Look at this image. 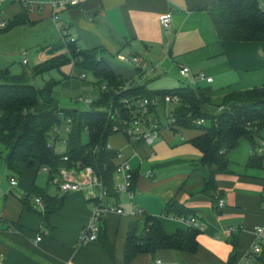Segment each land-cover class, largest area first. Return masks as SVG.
<instances>
[{
	"label": "crops",
	"instance_id": "crops-1",
	"mask_svg": "<svg viewBox=\"0 0 264 264\" xmlns=\"http://www.w3.org/2000/svg\"><path fill=\"white\" fill-rule=\"evenodd\" d=\"M60 1L0 0V70L31 72L56 58H70L71 41L82 49H99L98 56L128 84H154L155 88L163 76L165 81L171 79L182 66L190 68L192 75L186 79L192 84L196 80V84L211 86L217 92L229 86L264 84V43L220 40L204 8L214 0H80L77 5L56 6ZM168 12H172L173 22L165 29L159 17ZM20 14L25 15V22L8 28L10 20ZM120 53L140 56L147 63L145 70L137 71L136 65L120 61ZM74 70L71 61L33 80L43 87L55 81H46L45 76L56 72L68 78ZM202 73L213 80L198 79ZM161 111L165 110L159 111L160 117ZM166 130L152 145L132 144L122 134L110 138V147L122 153V160H127L134 171L132 202L143 211L135 216L112 211L104 214L107 234L115 247L114 260L99 241L77 246L94 210L85 194L62 193L38 163H20L17 171H11L6 164L7 149L0 143V264H124L132 221L142 225L148 214L158 218L169 234L190 230L186 222L164 215L173 199L194 211L204 223L198 250L141 253L132 264H263L264 250L248 254L256 243L255 229L264 228V170L247 166L254 153L252 141L249 139L251 145L242 138L228 153L230 172L217 175L218 192L226 202L221 208L204 192L202 152L190 142L199 130ZM260 137L264 138V131ZM12 176L18 178L15 186L10 184ZM34 186L62 199L61 209L46 219V204L43 209L37 207L35 196L25 203ZM120 204L129 210L131 200L123 196ZM231 227L238 236L236 250L228 232Z\"/></svg>",
	"mask_w": 264,
	"mask_h": 264
},
{
	"label": "trees",
	"instance_id": "trees-1",
	"mask_svg": "<svg viewBox=\"0 0 264 264\" xmlns=\"http://www.w3.org/2000/svg\"><path fill=\"white\" fill-rule=\"evenodd\" d=\"M204 8L209 12L220 40L264 43V0H214ZM25 19L24 14L16 16L10 20L8 28L24 23ZM68 43L70 58H56L35 67L31 72L25 69L15 74L9 68L0 70V143L7 149L6 164L11 171H17L20 163H38L40 169L49 168L51 180L62 167L92 166L109 188L110 195H115V172L120 161L118 151L109 149L108 145L110 138L117 134L114 128L119 122L110 115V110H120L129 118V109L123 103L125 99L156 98L159 103L150 110L163 125L159 111L168 106L165 101L167 95H176L179 99L170 104L173 108L164 129L168 127L176 133L199 130V134L190 142L202 152L201 164L206 170L204 192L212 198L216 207L223 199L222 193L218 192L217 175L230 172L228 153L239 145L242 138L250 139L254 145L248 168L264 170V146L256 141L264 131V84L252 88L229 86L217 92L211 86L198 84L150 90L147 83L131 82L125 89L122 87L128 84L127 80L118 75L106 59L98 56L99 49L86 50L76 42ZM71 61L75 63L76 70L92 73L97 84L102 85L100 99L91 104L90 110L61 108L52 95L53 87L57 84L55 81L43 87L32 82V77L59 69ZM137 71L142 69L137 68ZM60 113L73 120L65 151L68 161L63 159V153H57L50 145V135L62 121ZM200 119L206 123L198 125ZM84 131L88 133L87 143L81 139ZM135 180L134 174L133 190ZM31 196L42 197L46 204V219L63 205L62 199L51 197L36 186L23 201L26 203ZM115 196L120 203L121 198L117 194ZM164 215L185 219L196 217L194 211L176 199L166 205ZM201 233L202 230L191 227L189 231L179 229L169 234L158 218L146 214L142 225L137 221L130 223L124 264H132L141 253L154 254L160 249L195 253ZM231 235V243L236 250L238 236L236 233ZM97 241L114 260L115 247L108 237L106 221L101 225Z\"/></svg>",
	"mask_w": 264,
	"mask_h": 264
},
{
	"label": "built area",
	"instance_id": "built-area-1",
	"mask_svg": "<svg viewBox=\"0 0 264 264\" xmlns=\"http://www.w3.org/2000/svg\"><path fill=\"white\" fill-rule=\"evenodd\" d=\"M80 0H62L56 2V6H67V5H77ZM159 21L165 29H169L172 26L173 14L168 12L159 17ZM118 59L124 63L134 64L137 68L145 70L147 63L138 55H126L119 54ZM24 63L27 59L23 60ZM181 77L187 78L192 75V72L188 66H182L179 70ZM85 75H82L84 77ZM198 79H206L207 82H211L213 79L206 76L205 74H200L197 76ZM196 80L193 84H196ZM122 88H128L127 86ZM178 96L167 95L165 101L167 105L176 103L178 101ZM87 103L91 105L92 100L88 99ZM125 106L129 109V118L124 116L120 110H110V115L113 116L115 120L119 122L116 124L114 130L127 137L130 143L142 142L147 145H152L157 139L160 138L161 131L164 126L160 120L153 116L150 108L158 105L159 101L156 98H143L134 101H129L125 99L123 101ZM113 111V113H111ZM115 111V112H114ZM61 123L54 127L50 135V145L55 149L57 153L64 154L63 159L68 161V156L65 151L59 149L62 146H66L68 141L65 139L64 135L71 133L73 120L71 117H67L65 114L60 113ZM205 120L200 119L197 121L198 125H204ZM168 128V127H167ZM264 146V140L261 141ZM110 149V144L108 145ZM95 150H98L96 148ZM263 149H261L262 151ZM119 163L116 167L115 172V184L113 186L115 195L117 194L120 198L127 196L131 200V206L129 210H126L121 206L120 203L116 201L115 195H110L109 188L103 181L102 177L97 173V171L92 166H83L67 168L62 167L52 176L51 184L55 185L62 193L70 192H82L87 197L90 204L93 205L94 210L89 223L84 227L80 234L77 242V246L84 245L89 242L97 241L99 232L101 230V225L103 223L104 214L108 211L117 212L121 215H139L142 214L141 211L135 204H133L132 199L134 197L133 177L134 171L127 160H122V153L118 152L117 155ZM43 170L49 172L48 167H43ZM10 184L15 186L18 184V178L12 176L10 178ZM35 201L37 207L44 208V202L41 196H35ZM226 204L224 199L219 202V207H224ZM178 218V217H177ZM178 219L186 222L190 227L198 228L200 230L204 229V223L200 222L196 217ZM234 228L228 229L230 234L234 233ZM256 243L253 245L252 249L248 254H260L263 252L264 248V228L257 227L255 229ZM41 237H38V241ZM247 260L249 255L246 256ZM160 264V261H157ZM71 264V263H67Z\"/></svg>",
	"mask_w": 264,
	"mask_h": 264
},
{
	"label": "rangeland",
	"instance_id": "rangeland-1",
	"mask_svg": "<svg viewBox=\"0 0 264 264\" xmlns=\"http://www.w3.org/2000/svg\"><path fill=\"white\" fill-rule=\"evenodd\" d=\"M125 53L128 54L127 52H125ZM115 61L117 63H119L117 59H115ZM123 65H126V64H123ZM49 75H51V74H49ZM82 75H85V76L82 77ZM67 76H68V78H65L62 74H58L56 72L54 74H52L51 77H49L48 75L45 76L46 81L53 78V79H55V81L57 83L55 85V87H53L52 95L55 98L58 105L61 108L68 109V110H79V111L90 110L91 105H89L87 103V100L91 99L93 102H97L101 96L100 92H101L102 85L97 84V79L93 76L92 73L87 72V71H81V70L77 69L71 73V76L69 73ZM37 77H40V76H37ZM33 78L34 77H32V82L37 86V84H39V83H37V81H34ZM162 79H163V82H160V84L155 85V88H159L160 90H166V89L169 90V89L176 88L179 86L192 84L188 79L181 77V75L178 71H174V75L172 76L171 79H167L165 81L166 78L164 76L162 77ZM40 81L42 84H45L44 81H42V79H40ZM49 82H51V81H49ZM126 86L129 87V84H127ZM213 87H215V86H213ZM155 88H154V84H152V85L149 84L150 90H154ZM172 108H173L172 105H168L164 111L165 113L163 111H161V115H162L161 118H162V122H163L164 127L168 124L167 118H169L171 116L169 114H171ZM111 113H113V111H111ZM166 129L168 130V128H166ZM117 134H120V133H117ZM69 135H70V133L64 135V137L67 141H69ZM81 139H82L83 143H87L89 140L88 133L84 131L82 133ZM243 140L247 141L248 143L250 142L249 139H247V138H244ZM256 141L258 143H261V138H257ZM250 144L252 145L251 142H250ZM243 147H244V145H242V148ZM59 149L66 151L67 145L62 146ZM238 162H241V161H238ZM232 164L236 165L235 163H233V161H232ZM238 164L240 165V163H238Z\"/></svg>",
	"mask_w": 264,
	"mask_h": 264
}]
</instances>
